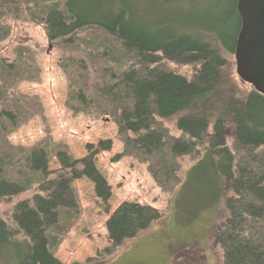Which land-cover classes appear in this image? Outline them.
Returning a JSON list of instances; mask_svg holds the SVG:
<instances>
[{"label":"trees","instance_id":"trees-1","mask_svg":"<svg viewBox=\"0 0 264 264\" xmlns=\"http://www.w3.org/2000/svg\"><path fill=\"white\" fill-rule=\"evenodd\" d=\"M43 3L0 0V44L11 35L5 19H19L23 6L66 59L68 49L73 51L83 38L85 57L71 61L89 73L87 65L95 48L96 60L106 64L104 79L90 88V95L70 83L72 100L93 104L117 126L123 148L113 161L126 157L146 165L157 187L167 194L182 184L181 158L197 162L192 172L207 167L222 175L218 178L231 193L226 202L228 218L217 235L223 264H264V97L254 89L240 95L224 56L235 54L237 47L238 0H63L39 5ZM29 54L18 53L12 68H19H15L19 63L27 67ZM164 62L196 71L187 79L163 67ZM61 71L67 74L65 65ZM26 113L37 114L32 108L24 112L21 102L11 100L0 112V120L13 126ZM174 118H178L179 137L171 136L164 126V121ZM112 146L111 140L100 142L96 149L87 146V156L80 160L64 146H56L60 171L53 173V154L38 145L23 160L28 176L14 180L8 173L14 172L15 162L2 153L0 141V202L34 186L40 191L15 207L16 229L0 218V264H62L55 252L78 212L73 183L90 181L98 204L108 209L112 189L95 158ZM160 219L155 208L125 202L106 223L109 241L121 246Z\"/></svg>","mask_w":264,"mask_h":264},{"label":"rangeland","instance_id":"rangeland-1","mask_svg":"<svg viewBox=\"0 0 264 264\" xmlns=\"http://www.w3.org/2000/svg\"><path fill=\"white\" fill-rule=\"evenodd\" d=\"M44 1L39 5L63 0ZM31 15L29 8L23 6L19 19L6 18L11 35L0 44V112L14 100L21 102L24 112L32 108L37 113H26L13 126L0 120V141L4 145L1 151L9 155V162H15L14 172L7 171L8 176L14 180L28 176L23 160L26 152L38 145H44L53 154L50 171L56 173L60 171L55 158L56 146H64L75 160H80L87 156V146L96 149L102 141L113 143L110 151L101 152L95 158L97 169L112 189L108 209L98 204L90 181H74L78 212L63 234L55 252L57 259L62 264H223L224 252L217 242V235L228 218L226 202L231 193L225 182L218 178L222 175L217 176L207 167L192 172L190 170H194L197 162L181 158L182 184L167 194L157 187L146 165L126 157L114 162L123 148L117 126L93 104L74 102L70 90L71 83L76 90H84L90 95V88L99 79H104L105 62L96 60L99 54L92 48L89 60L94 59L87 65L89 73L80 71L79 65L71 59L85 57L86 41L83 38L77 40L73 51L68 49L70 57L66 59L63 51L49 42L44 27L31 21ZM98 42L100 44V39ZM21 51H30L29 61L25 63L27 67L22 68L23 64L19 63L15 66L19 68L14 69ZM224 56L236 77L240 95L246 96L254 88L239 79L235 54ZM63 65L67 77L61 71ZM162 66L187 79H192L196 71L193 67L169 62ZM30 75L35 79L27 78ZM90 98L94 99V96ZM177 120L164 121V126L174 137L181 135ZM189 172L191 178L187 180ZM38 194L39 188L34 186L1 201L0 218L8 222L12 230L16 229L12 220L15 207ZM125 202L155 208L161 219L137 238L114 247L109 241L106 223Z\"/></svg>","mask_w":264,"mask_h":264},{"label":"water","instance_id":"water-1","mask_svg":"<svg viewBox=\"0 0 264 264\" xmlns=\"http://www.w3.org/2000/svg\"><path fill=\"white\" fill-rule=\"evenodd\" d=\"M241 30L235 50L236 73L264 97V0H238Z\"/></svg>","mask_w":264,"mask_h":264},{"label":"bare ground","instance_id":"bare-ground-1","mask_svg":"<svg viewBox=\"0 0 264 264\" xmlns=\"http://www.w3.org/2000/svg\"><path fill=\"white\" fill-rule=\"evenodd\" d=\"M93 50V49H92ZM111 51V50H110Z\"/></svg>","mask_w":264,"mask_h":264}]
</instances>
